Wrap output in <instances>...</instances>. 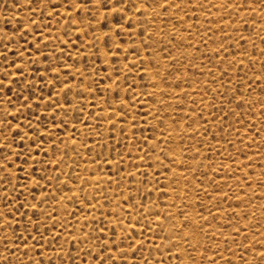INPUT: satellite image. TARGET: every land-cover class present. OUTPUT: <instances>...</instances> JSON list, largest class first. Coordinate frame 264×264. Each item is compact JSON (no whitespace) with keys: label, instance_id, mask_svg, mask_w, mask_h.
Returning a JSON list of instances; mask_svg holds the SVG:
<instances>
[{"label":"rangeland","instance_id":"rangeland-1","mask_svg":"<svg viewBox=\"0 0 264 264\" xmlns=\"http://www.w3.org/2000/svg\"><path fill=\"white\" fill-rule=\"evenodd\" d=\"M0 264H264V0H0Z\"/></svg>","mask_w":264,"mask_h":264},{"label":"bare ground","instance_id":"bare-ground-1","mask_svg":"<svg viewBox=\"0 0 264 264\" xmlns=\"http://www.w3.org/2000/svg\"><path fill=\"white\" fill-rule=\"evenodd\" d=\"M168 3V2H167ZM154 11V10H153ZM154 14V13H153ZM178 16V15H177ZM173 30V29H172ZM162 60V59H161ZM155 75V74H154ZM154 78V77H153ZM160 81V80H159ZM160 83V82H159ZM169 93V92H168ZM172 93H174V92H172ZM181 93V92H180ZM167 94V93H166ZM191 94V93H190ZM168 95V94H167ZM168 97V96H167ZM176 98V97H175ZM114 106V105H113ZM107 109V108H106ZM172 121V120H171ZM170 121V122H171ZM163 130V129H162ZM168 130H170V129H168ZM173 134V133H172ZM176 134V133H175ZM172 138V137H171ZM174 140V139H173ZM175 151H177V150H175ZM186 153V152H185ZM172 158H173V156H172ZM198 162V161H197ZM179 172V171H178ZM176 174V173H175ZM178 175V174H177ZM185 175V174H184ZM190 175V174H189ZM192 176V175H191ZM98 177V176H97ZM103 178V177H102ZM97 181V180H96ZM98 182V181H97ZM172 187V186H171ZM180 188V187H179ZM177 192H178V189H177ZM169 194V193H168ZM176 205H177V203H176ZM184 206V205H183ZM176 207V206H175ZM185 207V206H184ZM183 207V208H184ZM176 210V209H175ZM170 212H171V210H170ZM177 212V211H176ZM172 213H174V212H172ZM190 214H193V213H190ZM195 215V214H194ZM194 215H192L193 217H194ZM193 217H192V220H193ZM195 217H197V215H195ZM191 217H189L188 219H190ZM82 220V219H81ZM191 220V221H192ZM194 221V220H193ZM198 221V220H197ZM197 221H195L196 222V224H197ZM195 224V223H194ZM195 224V225H196ZM198 229V228H197ZM182 230H184V229H182ZM194 232H192V235H195V234H193ZM198 233V232H197ZM187 235H188V233H187ZM191 235V236H192ZM199 235V234H198ZM196 236H197V234H196ZM190 239V238H189ZM184 240V239H183ZM192 240V239H191ZM197 240V239H196ZM192 244H193V242H192ZM196 248V247H195ZM192 250H193V248H192ZM200 256V255H199Z\"/></svg>","mask_w":264,"mask_h":264}]
</instances>
